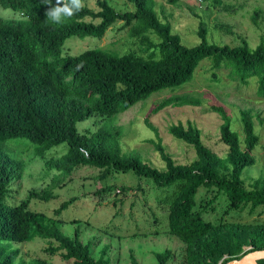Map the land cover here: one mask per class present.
Segmentation results:
<instances>
[{
  "label": "trees",
  "instance_id": "trees-1",
  "mask_svg": "<svg viewBox=\"0 0 264 264\" xmlns=\"http://www.w3.org/2000/svg\"><path fill=\"white\" fill-rule=\"evenodd\" d=\"M130 1L137 6L135 11L119 12L106 0H99V10L85 6L63 24L56 25L46 17L49 0H0V6L20 7L25 11L21 19L0 17V264H15L20 250L12 247L13 242L31 241L37 236L54 238L59 245L49 247L48 251L64 249V257L75 259V264L109 263L105 251L99 258L93 256V243L84 242L79 230L69 236L55 224L44 225L46 215L31 210L29 199L18 205L6 202L9 184L21 176L24 167L23 161L13 158L4 145L13 138L26 137L44 148L67 142L69 153L52 162L65 173L89 164L105 168L102 177L112 170L133 171L152 178L159 186L179 184L180 194L171 211L170 229L188 245L189 264H199L207 257L219 260L226 252L222 241L213 235L215 226L195 210V196L202 185L223 189L234 208L264 211V180L258 182L257 189H247L241 181L244 169L255 162L251 152L259 143L254 123L246 112L242 113L245 135L242 141L225 108L211 106L223 118L221 140L230 149L233 168L230 173L221 171L217 155L203 143L200 130L193 125L179 122L169 129L174 136L194 146L197 158L189 163L178 164L165 152L161 140L153 141L167 164L166 170L138 157L123 156L105 139L94 146L93 136L78 130V122L95 114L121 113L157 91L192 80L205 59L211 60L214 76L216 70L229 65L235 77L245 84L257 77L256 91L264 98V43L255 48L212 44L202 24L201 42L188 47L178 34L171 32L170 24L160 21L154 0ZM119 21L125 25L134 23L131 30L134 37L148 32L157 34L161 39L158 52L153 51L147 59L98 48L77 55L63 53L69 37L102 38ZM199 103L198 99L171 96L156 104L153 111ZM115 188V185L105 186L98 193ZM30 197L49 200V196L35 191ZM75 201L76 197L63 201L56 212L61 213ZM248 235L255 249L264 248V227L250 229ZM171 255V250L159 253L158 264H168ZM35 264L48 263L38 260Z\"/></svg>",
  "mask_w": 264,
  "mask_h": 264
},
{
  "label": "rangeland",
  "instance_id": "rangeland-1",
  "mask_svg": "<svg viewBox=\"0 0 264 264\" xmlns=\"http://www.w3.org/2000/svg\"><path fill=\"white\" fill-rule=\"evenodd\" d=\"M98 1L85 0V5L99 10ZM106 1L119 12L137 9L130 0ZM154 1L160 21L170 24L171 32L178 34L185 46L201 42L199 31L202 24L212 44L255 48L264 43V0ZM1 14L5 18L20 17L17 11L2 10ZM133 24L125 25L124 21H119L102 38L73 35L63 46V53L77 55L98 48L147 59L153 51L158 52L161 39L154 32L134 37ZM216 72L217 76H214L211 60L205 59L192 80L157 91L121 113L112 116L95 114L78 122V130L93 136L94 146L105 139L123 156L138 157L153 167L166 170L167 164L153 141L161 140L165 152L178 164L189 163L197 158L194 146L174 136L169 129L179 122L185 126L193 125L200 130L203 143L217 155L221 171L230 173L233 169L230 149L221 140L223 118L211 106L216 104L225 108L242 141L245 138L242 113L246 112L254 123L259 143L251 152L255 162L244 169L241 181L247 189H257L258 182L264 180V98L256 91L258 78H250L245 84L235 77L229 65ZM171 96L198 99L200 103L168 106L154 113L155 105ZM4 145L13 158L24 164L21 176L8 186L6 202L9 205H18L29 199L31 210L46 215L44 225L55 224L69 236L79 230L84 242L93 243V256L99 258L105 251L108 264H158V254L166 250L172 251L168 264H189L188 245L170 229L171 211L180 194L179 184L159 186L152 178L139 176L133 171L112 170L102 177L105 168L89 164H81L65 173L52 162L69 153L67 142L44 148L26 137H18ZM109 185L116 188L98 193ZM33 191L49 196V200L30 197ZM71 197H76V201L58 214L57 208ZM195 200V210L202 212L204 218L215 226L213 235L222 241L226 251L219 260L207 257L199 264H226L255 249L248 231L264 227L261 208H234L223 189L205 185L199 188ZM11 245L20 250L15 264H35L38 260L48 264H75V259L64 257V249L48 251L49 247L59 245L54 238L37 236L31 241ZM258 262L264 264V259Z\"/></svg>",
  "mask_w": 264,
  "mask_h": 264
},
{
  "label": "clouds",
  "instance_id": "clouds-1",
  "mask_svg": "<svg viewBox=\"0 0 264 264\" xmlns=\"http://www.w3.org/2000/svg\"><path fill=\"white\" fill-rule=\"evenodd\" d=\"M49 7L46 10L47 19L56 25L63 24L67 19L73 17L75 14L81 12L85 8V0H55V4H52V0H49ZM17 11L20 15L19 18H5L1 12ZM0 17L3 19H21L25 17V11L23 8H11L0 6Z\"/></svg>",
  "mask_w": 264,
  "mask_h": 264
},
{
  "label": "water",
  "instance_id": "water-1",
  "mask_svg": "<svg viewBox=\"0 0 264 264\" xmlns=\"http://www.w3.org/2000/svg\"><path fill=\"white\" fill-rule=\"evenodd\" d=\"M259 259H264V248L253 249L246 255H244L241 259L232 260L226 264H259Z\"/></svg>",
  "mask_w": 264,
  "mask_h": 264
},
{
  "label": "bare ground",
  "instance_id": "bare-ground-1",
  "mask_svg": "<svg viewBox=\"0 0 264 264\" xmlns=\"http://www.w3.org/2000/svg\"><path fill=\"white\" fill-rule=\"evenodd\" d=\"M260 260V259H259Z\"/></svg>",
  "mask_w": 264,
  "mask_h": 264
}]
</instances>
